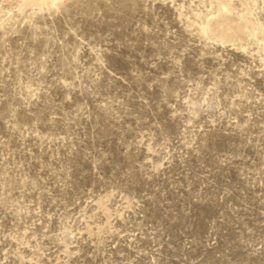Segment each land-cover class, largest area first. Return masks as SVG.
Masks as SVG:
<instances>
[{"label":"rangeland","instance_id":"rangeland-1","mask_svg":"<svg viewBox=\"0 0 264 264\" xmlns=\"http://www.w3.org/2000/svg\"><path fill=\"white\" fill-rule=\"evenodd\" d=\"M0 264H264V0H0Z\"/></svg>","mask_w":264,"mask_h":264},{"label":"bare ground","instance_id":"bare-ground-1","mask_svg":"<svg viewBox=\"0 0 264 264\" xmlns=\"http://www.w3.org/2000/svg\"><path fill=\"white\" fill-rule=\"evenodd\" d=\"M32 3H34V1H32ZM97 209V208H96Z\"/></svg>","mask_w":264,"mask_h":264}]
</instances>
